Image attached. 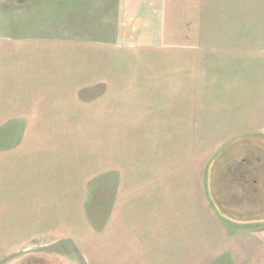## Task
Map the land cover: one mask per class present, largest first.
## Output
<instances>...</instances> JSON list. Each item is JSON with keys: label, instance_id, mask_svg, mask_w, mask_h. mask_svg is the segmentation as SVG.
<instances>
[{"label": "crops", "instance_id": "obj_1", "mask_svg": "<svg viewBox=\"0 0 264 264\" xmlns=\"http://www.w3.org/2000/svg\"><path fill=\"white\" fill-rule=\"evenodd\" d=\"M167 1L129 0V56H121L129 69L116 45H87L78 26L71 38L46 10L7 20L0 6V141L12 138L0 146V264L14 255L18 264L27 254L68 257L54 249L69 240L80 264L264 258L263 246L234 244L215 226L264 220V139H230L197 163L198 121L188 113L196 102L182 99L186 52ZM243 147L261 155L222 163ZM110 175L114 196L94 225L87 205L110 180L99 194L93 183Z\"/></svg>", "mask_w": 264, "mask_h": 264}, {"label": "rangeland", "instance_id": "obj_2", "mask_svg": "<svg viewBox=\"0 0 264 264\" xmlns=\"http://www.w3.org/2000/svg\"><path fill=\"white\" fill-rule=\"evenodd\" d=\"M182 1L181 6L177 1L175 6L170 0L167 1L175 17H180V22H175V30H170L181 36V49L186 52L183 53L186 54L183 56L185 60L180 65V86L188 94L182 93V99L183 102H189V99L196 102L192 112L188 113L198 121L197 163L204 164L203 159L217 153L231 140L251 136L264 139V0ZM128 4L129 0H0L4 19L31 20L46 10L53 17L55 26L56 23L63 24L62 21L68 25L67 33L71 38L78 26L80 32H85L87 45L91 42L112 47L116 45L119 64L125 69H129V61L123 62L121 56H129V21H126ZM15 9L17 12H14ZM58 31L66 30L55 28V35ZM95 96L89 102L99 100L104 94L100 92ZM184 115H187L186 109H183ZM5 136L0 146L7 145L12 139L8 133ZM249 149H231L225 156L229 158L222 163L229 162L232 156L246 159L254 154L260 155ZM243 162L249 164L247 160ZM119 165H123L120 160ZM126 175L129 179V172ZM106 180L110 181L103 186L102 194L87 205L94 225H100L104 220L114 196L111 190L114 182L112 175L97 178L93 183L95 191L99 194L98 186ZM245 197L237 199L244 201ZM257 211L259 208L250 210ZM235 214L242 217L238 213H230L233 216ZM220 220L221 224L215 221L220 225L215 224L216 228L225 229L234 244L245 241L251 249L259 246L264 249V220L261 219L258 224ZM61 244H65L64 247ZM73 250L72 240L59 243L55 246V254L69 253L70 259L60 256L49 258L48 262L80 264ZM236 255L238 258L234 261L230 259L232 255L228 257L229 264H239V258L242 264L243 261L246 264L257 263V258H252L250 263L247 253ZM19 258L14 255L6 260V264H18ZM258 262L264 264V258Z\"/></svg>", "mask_w": 264, "mask_h": 264}, {"label": "flooded vegetation", "instance_id": "obj_3", "mask_svg": "<svg viewBox=\"0 0 264 264\" xmlns=\"http://www.w3.org/2000/svg\"><path fill=\"white\" fill-rule=\"evenodd\" d=\"M261 146H262V148L260 149V152L261 153H264V146H263V144L261 143ZM259 149H258V151H259ZM261 155V154H260ZM264 156V155H263ZM262 156V157H263ZM258 162H260L261 160H259V159H256ZM21 260H22V262L24 263V264H26V263H32V264H48V261H47V259H45L44 257H40V256H36L35 254H27V255H25V256H23V257H21Z\"/></svg>", "mask_w": 264, "mask_h": 264}, {"label": "water", "instance_id": "obj_4", "mask_svg": "<svg viewBox=\"0 0 264 264\" xmlns=\"http://www.w3.org/2000/svg\"><path fill=\"white\" fill-rule=\"evenodd\" d=\"M218 158L215 159V161L217 160Z\"/></svg>", "mask_w": 264, "mask_h": 264}]
</instances>
